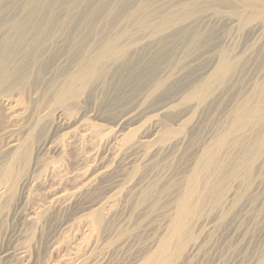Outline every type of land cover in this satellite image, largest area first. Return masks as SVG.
<instances>
[{
    "label": "rangeland",
    "instance_id": "obj_1",
    "mask_svg": "<svg viewBox=\"0 0 264 264\" xmlns=\"http://www.w3.org/2000/svg\"><path fill=\"white\" fill-rule=\"evenodd\" d=\"M2 57L0 264H264V0H0Z\"/></svg>",
    "mask_w": 264,
    "mask_h": 264
},
{
    "label": "bare ground",
    "instance_id": "obj_2",
    "mask_svg": "<svg viewBox=\"0 0 264 264\" xmlns=\"http://www.w3.org/2000/svg\"><path fill=\"white\" fill-rule=\"evenodd\" d=\"M121 52L116 48V47H114L113 45H111V44H107V45H105L104 46V48L102 49V52H101V59H103V58H105V57H107V56H109V55H117V54H120ZM5 61H6V59L4 58V57H2V58H0V67H3L4 65H5ZM226 63V62H225ZM227 64V63H226ZM98 66H100V65H98V64H95V65H93L88 71H87V73L85 74V75H82L81 74V76H79L80 78H82L84 81H85V79L86 78H88V77H93L97 72H96V70H97V67ZM221 66V65H220ZM225 66V65H224ZM226 67V66H225ZM225 67H223V68H225ZM99 68V67H98ZM219 68V67H218ZM220 69H222V66H221V68H219V70ZM226 71V70H225ZM96 72V73H95ZM156 87V86H155ZM157 88V87H156ZM243 117V114H242V116L240 117V118H242ZM243 119V118H242ZM244 119H245V117H244ZM196 184V182L194 183V185ZM193 185V184H192ZM191 187H193V186H191ZM197 187V186H196ZM195 187V188H196ZM195 188L193 189V190H195ZM196 192V191H195ZM192 193H194L193 191H192ZM184 201H186L187 202V200H184ZM184 201H182L183 203H184ZM182 204V203H181ZM182 206H183V204H182ZM187 206V205H186ZM185 207V206H184ZM188 207H189V205H188ZM187 207V208H188ZM189 209V208H188ZM182 211H183V208L181 209ZM186 211H188L187 209H185ZM181 211V212H182ZM185 213V212H184ZM183 214V213H182ZM186 214V213H185ZM180 215H181V213H180ZM187 215V214H186ZM182 216V215H181ZM185 216V215H184ZM182 218V217H181ZM169 241V240H168ZM167 244V243H166ZM166 244L164 243V245L166 246Z\"/></svg>",
    "mask_w": 264,
    "mask_h": 264
}]
</instances>
